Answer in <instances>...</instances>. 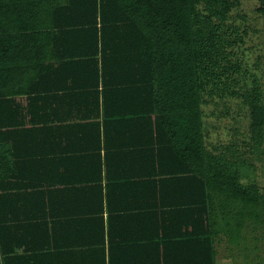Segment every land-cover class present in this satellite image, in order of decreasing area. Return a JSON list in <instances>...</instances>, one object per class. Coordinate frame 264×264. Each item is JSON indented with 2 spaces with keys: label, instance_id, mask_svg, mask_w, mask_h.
Masks as SVG:
<instances>
[{
  "label": "trees",
  "instance_id": "trees-1",
  "mask_svg": "<svg viewBox=\"0 0 264 264\" xmlns=\"http://www.w3.org/2000/svg\"><path fill=\"white\" fill-rule=\"evenodd\" d=\"M258 2L256 11L264 21V0ZM238 4L0 0V202L18 200L24 220L34 219L42 235L59 222L26 212L51 204L47 200L58 192H50L53 178L65 172L63 187L85 205L82 218L71 223L85 238L77 242L82 246L73 258L114 264L124 253V238L112 244L111 192L124 200L138 198L148 186L156 196L154 205L166 216L179 213V221L190 228L196 264H216V245L224 239L251 264L255 232L264 226V191L253 164L234 143L208 147L202 110L206 96L225 90L222 85L241 69L234 55L244 34L230 22ZM43 45L51 48L46 63L31 54ZM46 79L53 85L32 84ZM42 91L51 92L44 96ZM241 96L255 147L264 133V102L255 76ZM37 101L51 106H36ZM49 141L56 147L49 149ZM10 179L18 185L10 186ZM172 189L181 199H163L162 192ZM119 208L133 216L141 206L125 202ZM124 217L119 215L121 226ZM5 221L0 215V264L13 260L2 245ZM92 225L98 229L95 239H90ZM112 245L118 250L113 256ZM167 246L163 260L169 258ZM41 249L17 260H44Z\"/></svg>",
  "mask_w": 264,
  "mask_h": 264
},
{
  "label": "crops",
  "instance_id": "crops-1",
  "mask_svg": "<svg viewBox=\"0 0 264 264\" xmlns=\"http://www.w3.org/2000/svg\"><path fill=\"white\" fill-rule=\"evenodd\" d=\"M50 49V45H43L42 49H38L36 52L32 51L31 54L32 56L41 58L42 61L46 63L51 60ZM50 83L53 85L50 80L46 79L41 83L35 82L32 84L39 87H49L47 85ZM48 92L51 91H42L41 94L46 96ZM16 98L19 99L23 97L16 96ZM20 101H22L20 103L21 105H25L24 100L21 99ZM35 105L39 107L51 106L49 102L45 104L41 101H37ZM36 117L45 119L47 114H37ZM12 118L14 119V117ZM46 146L51 149L54 145L49 141V143H46ZM34 148L35 146H33L32 149ZM17 149V145H13L12 152H17ZM21 150L23 149L21 148ZM64 173L65 172H63L62 176H54L53 178L54 185L53 188L50 189V192H58L56 194L52 193L49 200L46 199L50 201L51 204H46L43 208L40 206L37 212L36 209L31 206L32 210L26 212V214L30 215L32 218L36 213H38V215L41 214L42 221L44 222H59L58 226L44 228L43 231H41V233H43L42 235L40 232H36V228L32 223L35 222L34 219H31V221L24 220L25 212L20 207V202H18V200L14 201L13 198L9 202L6 200L0 202V215L6 220L1 232L2 245L5 254H7L6 256L8 258H13L12 262L10 260L8 264H25L21 262V260H19V262L17 260L18 257L37 254L34 252L39 251L35 250H42V247L44 248L43 251L46 252L48 249L50 251L48 254L45 252L43 253V256H45L44 260L26 264H85L82 256L78 259L72 256V253L78 254L80 252L79 248L82 245L77 244V242L85 241L83 236L84 232L78 228H72L71 226V223L82 218L80 216L83 214L85 205L80 197L70 198L68 195V189L63 187L67 183ZM7 182L10 186L14 184L18 185L17 181L14 179H10ZM171 186L173 185L171 184ZM147 187L148 186H143L138 192V198H135V195H133L125 200L122 199L116 191L111 192L110 234L112 236V244L115 245L119 242L117 240L118 237L124 238V244L121 245L124 247V253L121 255L122 257H118V261L114 264H196L194 257V238L190 236V232H188L190 228H186V224L182 223L181 220L179 221L181 218L179 213H170L166 216L163 209L159 207L158 204L154 205V203H156V196L153 193L152 187L151 189ZM159 195H157V197ZM76 196L77 193L75 194V197ZM162 197L163 199L175 201L181 199V194H178V192L172 189L169 192L163 191ZM125 202L127 206L138 203L141 206L139 209L140 211L136 212L133 216L128 215L132 213H123L119 207ZM157 203H159L158 198ZM121 214L125 216L122 220L123 226L118 222L119 215ZM104 217H106V211L104 212ZM91 227L90 239H95L98 229L96 225H92ZM137 240L140 246H136ZM113 245L110 250V255L112 254V256L114 252L118 251L117 247ZM164 245H168L166 247V252L169 257L168 260H163L162 258ZM49 246H51V248H49ZM160 252L161 255L159 254Z\"/></svg>",
  "mask_w": 264,
  "mask_h": 264
},
{
  "label": "rangeland",
  "instance_id": "rangeland-1",
  "mask_svg": "<svg viewBox=\"0 0 264 264\" xmlns=\"http://www.w3.org/2000/svg\"><path fill=\"white\" fill-rule=\"evenodd\" d=\"M238 1L231 12L230 22L244 34L234 55L240 60L241 69L234 74L235 80L222 85L225 90L206 96L202 105L206 142L210 149L234 143L239 155L253 164L255 180L264 191V133L260 143L253 147L249 134V109L241 96L255 76L264 102V21L256 11L258 0ZM231 90L237 93L233 95ZM255 235L258 237L257 249L251 252L248 261L264 264V226L258 228ZM216 250V264H245L243 251L232 249L226 239L216 245Z\"/></svg>",
  "mask_w": 264,
  "mask_h": 264
}]
</instances>
